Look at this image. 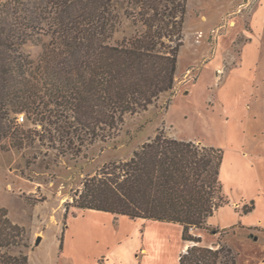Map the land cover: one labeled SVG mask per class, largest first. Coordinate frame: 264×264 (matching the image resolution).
Wrapping results in <instances>:
<instances>
[{
    "label": "rangeland",
    "instance_id": "rangeland-1",
    "mask_svg": "<svg viewBox=\"0 0 264 264\" xmlns=\"http://www.w3.org/2000/svg\"><path fill=\"white\" fill-rule=\"evenodd\" d=\"M48 3L32 0L41 9L42 41L21 48L35 62L42 44L58 36ZM6 4L12 17V0H0ZM112 5L122 21L117 39L141 30L127 17L131 0ZM20 117L28 141L21 149L9 140L0 145V213L21 230L9 253L26 254L29 264H179L191 246L180 225L77 207L85 181L130 160L161 134L223 155L228 204L191 235L201 236L205 247L226 246L235 264H264V0H187L172 91L147 111L127 114L111 136L101 130L103 139L70 147L50 141L52 128ZM246 205L254 209L245 213Z\"/></svg>",
    "mask_w": 264,
    "mask_h": 264
},
{
    "label": "trees",
    "instance_id": "trees-1",
    "mask_svg": "<svg viewBox=\"0 0 264 264\" xmlns=\"http://www.w3.org/2000/svg\"><path fill=\"white\" fill-rule=\"evenodd\" d=\"M48 2L55 15L50 24L59 31L50 44H42L38 62L21 48L41 44V9L31 6L32 0H12L10 17L5 11L10 5H0V145L9 140L11 148L21 149L28 141L29 131L18 123L22 114L36 126L52 128L51 142L93 143L106 137L103 132L118 131L127 114L147 111L172 91L187 0H131L134 12L127 17L141 30L122 39L116 38L122 21L112 0ZM222 161L220 150L159 134L130 160L85 181L77 207L180 225L191 246L179 264H235L226 246L205 247L201 236L191 235L205 230L228 204ZM253 209L244 206L245 213ZM18 235L20 228L0 213V264H29L26 254L9 253L19 246Z\"/></svg>",
    "mask_w": 264,
    "mask_h": 264
},
{
    "label": "built area",
    "instance_id": "built-area-1",
    "mask_svg": "<svg viewBox=\"0 0 264 264\" xmlns=\"http://www.w3.org/2000/svg\"><path fill=\"white\" fill-rule=\"evenodd\" d=\"M20 120L23 121L24 118H23V117H19V119H18V123H20Z\"/></svg>",
    "mask_w": 264,
    "mask_h": 264
},
{
    "label": "water",
    "instance_id": "water-1",
    "mask_svg": "<svg viewBox=\"0 0 264 264\" xmlns=\"http://www.w3.org/2000/svg\"><path fill=\"white\" fill-rule=\"evenodd\" d=\"M40 240H41V239L39 238V239L37 240V243H39V242H40Z\"/></svg>",
    "mask_w": 264,
    "mask_h": 264
},
{
    "label": "crops",
    "instance_id": "crops-1",
    "mask_svg": "<svg viewBox=\"0 0 264 264\" xmlns=\"http://www.w3.org/2000/svg\"><path fill=\"white\" fill-rule=\"evenodd\" d=\"M221 229H225V228H221Z\"/></svg>",
    "mask_w": 264,
    "mask_h": 264
}]
</instances>
